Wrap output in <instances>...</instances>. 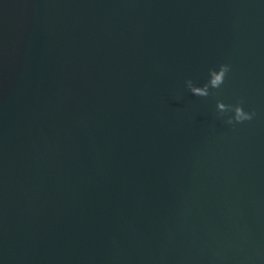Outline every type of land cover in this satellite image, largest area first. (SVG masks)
<instances>
[{"label": "water", "instance_id": "95a60500", "mask_svg": "<svg viewBox=\"0 0 264 264\" xmlns=\"http://www.w3.org/2000/svg\"><path fill=\"white\" fill-rule=\"evenodd\" d=\"M0 264H264V0H0Z\"/></svg>", "mask_w": 264, "mask_h": 264}, {"label": "clouds", "instance_id": "9594fccd", "mask_svg": "<svg viewBox=\"0 0 264 264\" xmlns=\"http://www.w3.org/2000/svg\"><path fill=\"white\" fill-rule=\"evenodd\" d=\"M230 71L231 66L229 64L221 63L217 67L210 68L208 70L207 80L202 86L196 85L191 79L185 80L184 83L187 90L192 95L196 97L206 98L210 95H214V90H219L222 88V86L225 84L226 76ZM201 89H203V91H201ZM219 101L221 100H217L216 104ZM216 104V115L219 118L226 117V123L230 125L250 121L255 115L254 111L245 110V108L243 107V101H238L235 104L224 103L225 107L223 108V110L217 109Z\"/></svg>", "mask_w": 264, "mask_h": 264}]
</instances>
